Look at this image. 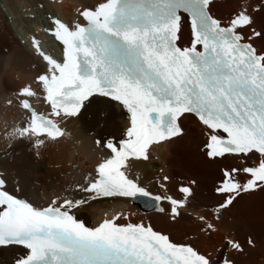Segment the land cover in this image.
Wrapping results in <instances>:
<instances>
[{
  "label": "snow or ice",
  "instance_id": "1",
  "mask_svg": "<svg viewBox=\"0 0 264 264\" xmlns=\"http://www.w3.org/2000/svg\"><path fill=\"white\" fill-rule=\"evenodd\" d=\"M213 2L98 0L78 10L83 22L70 25L53 17L48 31L62 45V59L47 54L32 37L35 52L46 62L35 83L51 111H38L31 102L39 96L37 89L23 85L15 97L24 117L5 138L27 139L38 149L66 136L61 126L66 117L94 105L99 123L107 119V102H117L130 114L124 138L96 141L110 154L96 164L97 177H86L78 190L89 199L147 197L161 213L160 202L166 201L175 222L196 182L182 185V198H176L154 195L130 173L134 161L149 159L151 146L180 136L179 121L191 114L208 130L206 155L236 161L221 169L215 187L224 197L213 209L219 221L241 194L264 191V51L251 42L264 39V31L253 27L260 5L242 4L225 24L212 14ZM183 14L191 28L189 46L179 43ZM251 157L255 161L249 163ZM87 203L56 196L47 206H36L8 191L0 176V247L27 249L12 264H216L190 242L173 241L150 224L118 223L122 213L89 227L74 215ZM196 219L204 230H217L206 216ZM247 242L253 244L251 238ZM224 243L243 251L239 240L225 238ZM223 264L234 262L225 258Z\"/></svg>",
  "mask_w": 264,
  "mask_h": 264
},
{
  "label": "bare ground",
  "instance_id": "2",
  "mask_svg": "<svg viewBox=\"0 0 264 264\" xmlns=\"http://www.w3.org/2000/svg\"><path fill=\"white\" fill-rule=\"evenodd\" d=\"M98 0H0V170L9 180L8 190L20 197L30 198L36 206H47L56 196L88 199V203L74 209V215L89 226H95L105 218L122 213L118 223H140L163 231L176 242H190L200 252L209 255L217 264L225 258L234 264H264V191L241 194L234 203L215 219L213 209L224 197L217 195L215 187L221 177V169L236 163L233 157L212 159L206 155L207 129L191 114L182 117L183 133L166 142L155 145L149 151L148 160L134 161L133 178L138 177L142 186L154 195H171L182 198L178 189L195 181L194 195L182 215L173 222L169 217L170 204L161 201L165 209L161 213L156 202L147 197H99L89 199V194L78 190L86 184V177L95 179V166L107 157L109 150L96 144L97 140H120L129 126V113L117 102L108 101L106 120L96 122L95 106L89 105L76 117H66L61 123L66 136L56 141L47 140L38 149L27 139L8 140L5 132L11 131L16 122L22 121L24 112L16 103L15 94L25 84L36 88L39 96L33 102L45 113L51 111L44 102L43 93L35 83V77L46 70V62L35 52L32 37L40 41L41 48L56 59H62L63 47L52 34L42 30L41 19L46 18L52 27V18L66 23L78 20V10L94 6ZM242 4L254 8L257 31H264V3L262 0H214L211 10L227 24L233 12ZM251 8L249 9L251 11ZM45 20V19H44ZM247 37L249 29L242 30ZM191 28L189 18H184L180 38L181 46H189ZM41 41L46 42L47 50ZM264 51V39L251 41ZM13 103L9 105L8 100ZM255 157L249 159V163ZM90 174V175H89ZM168 177L164 181V177ZM243 178V177H242ZM161 184L165 187H161ZM204 215L216 231L204 230L196 219ZM225 238L239 240L243 251L227 246ZM251 238L252 245L247 242ZM20 246L0 247V264H12L19 255L26 253Z\"/></svg>",
  "mask_w": 264,
  "mask_h": 264
},
{
  "label": "rangeland",
  "instance_id": "3",
  "mask_svg": "<svg viewBox=\"0 0 264 264\" xmlns=\"http://www.w3.org/2000/svg\"><path fill=\"white\" fill-rule=\"evenodd\" d=\"M41 19V24H42V30L45 33H48L50 35V32L48 31V29L51 27L48 20L44 17L40 18ZM45 19V20H44Z\"/></svg>",
  "mask_w": 264,
  "mask_h": 264
}]
</instances>
